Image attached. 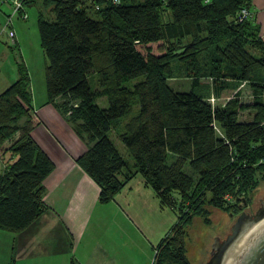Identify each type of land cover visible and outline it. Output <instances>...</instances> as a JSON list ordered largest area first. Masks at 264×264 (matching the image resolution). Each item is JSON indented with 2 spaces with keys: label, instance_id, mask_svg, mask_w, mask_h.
<instances>
[{
  "label": "trees",
  "instance_id": "16d2710c",
  "mask_svg": "<svg viewBox=\"0 0 264 264\" xmlns=\"http://www.w3.org/2000/svg\"><path fill=\"white\" fill-rule=\"evenodd\" d=\"M15 1L20 7L13 15ZM86 2L0 0L8 7L3 26L10 16L26 20L25 9L38 8L47 102L86 145L75 162L98 186L99 203L111 202L140 175L159 205L176 215L152 264H191L185 240L193 219L208 225L209 209L238 215L243 199L247 202L264 180V42L258 28L238 16L252 0ZM6 30L14 37L5 44L17 50L13 23ZM16 73L0 93V158L12 160L0 174V231L11 234L27 229L46 210L44 180L55 168L33 138L39 121L21 57ZM176 75L191 80L189 91L170 86ZM94 77L99 89L93 91ZM138 77L143 80L133 89L123 87ZM203 80L211 81L215 98L247 84L251 102H242L237 92L222 107H212L198 92ZM100 97H106L107 108L96 105ZM135 105L138 112L118 131V120ZM245 110L248 120L240 119ZM111 129L133 167L107 137Z\"/></svg>",
  "mask_w": 264,
  "mask_h": 264
},
{
  "label": "crops",
  "instance_id": "0c3cea01",
  "mask_svg": "<svg viewBox=\"0 0 264 264\" xmlns=\"http://www.w3.org/2000/svg\"><path fill=\"white\" fill-rule=\"evenodd\" d=\"M5 6L0 5V41ZM248 11V21L264 42V0H252ZM1 56L3 51L0 61ZM16 79V66L9 65L6 75L0 68V93ZM31 92L33 116L39 121L33 138L55 168L44 180L46 210L41 216L18 234L0 231V264L11 258L14 264H69L71 259L80 264H152L157 244L176 222L175 213L159 205L140 175L111 202L100 204L98 186L75 162L86 145L46 96L36 104ZM8 156L0 158V174L12 162Z\"/></svg>",
  "mask_w": 264,
  "mask_h": 264
},
{
  "label": "rangeland",
  "instance_id": "374dc122",
  "mask_svg": "<svg viewBox=\"0 0 264 264\" xmlns=\"http://www.w3.org/2000/svg\"><path fill=\"white\" fill-rule=\"evenodd\" d=\"M87 1V5L90 4V0ZM37 12L38 8L36 6L28 7L25 9L26 20H22L17 15L12 16L13 27L17 30L16 41L19 45L17 50H11L5 43V40L11 42L9 37L6 35V39H2L0 41V52L3 51V56H1L0 68L2 75H6L9 71V65L16 66V61H18L19 57L22 58L25 63L30 79H31V91L34 93L35 102L40 103L45 99V81H44V68L46 64L45 56L40 47V40L37 30ZM93 10L91 8L87 9V13L91 15ZM45 17L49 20L53 19V16H49L48 14ZM9 63V65H8ZM174 70L175 66H174ZM143 77H138L135 79H131L125 81L123 83V87L128 89H133L135 84L142 81ZM91 90H98V85L96 83L95 77L89 80ZM170 86L175 91L186 92L190 90L191 80L186 79L185 77H176L170 80ZM198 92L204 96V98L210 103L212 107H222L227 100L234 97L237 92H241V100L244 103L251 102L250 89L247 84H240L236 88H229L223 90L219 98H215L213 96V92L211 90V81L203 80L202 86L198 88ZM262 102L264 104V96L262 98ZM96 105L100 108H107L108 103L106 97H100L95 100ZM139 110V106L135 105L132 108V112L125 117H122L118 120V131L123 129V126L129 121L131 117H133ZM240 119L248 120L250 119L249 112L243 111L240 113ZM219 132L218 129H216ZM107 137L113 142L116 149L123 156L126 163L133 167L134 160L128 154L126 148L117 138V132L115 129H111L107 133ZM9 157V156H8ZM171 163V159L168 158V164ZM264 194V180L260 181L259 186L252 192L247 194V202L246 206L244 205L246 212L254 213L257 211L256 199L259 198L260 195ZM244 211V212H245ZM245 212V213H246ZM237 215L227 214L222 211H218L215 209H209V219L210 223L208 225L204 224L200 218L195 217L192 221V224L187 229L186 236V256L191 264H204L208 257L210 251L211 243H213L212 236H217L216 233L220 231H225L229 233L231 226L233 225ZM207 250V251H206Z\"/></svg>",
  "mask_w": 264,
  "mask_h": 264
},
{
  "label": "water",
  "instance_id": "95a60500",
  "mask_svg": "<svg viewBox=\"0 0 264 264\" xmlns=\"http://www.w3.org/2000/svg\"><path fill=\"white\" fill-rule=\"evenodd\" d=\"M261 200L264 201V194H261L259 198L256 199L257 211L254 214L241 212L236 216V219L229 230L227 243H223L218 235L212 236L213 243L210 244V251L206 250L209 253V257L204 264H221L224 250L233 240H235L242 232L253 227L257 223L264 225V208L260 205ZM243 205H246L244 199ZM250 264H264V246L261 247V250L256 254L255 258L250 261Z\"/></svg>",
  "mask_w": 264,
  "mask_h": 264
},
{
  "label": "clouds",
  "instance_id": "9594fccd",
  "mask_svg": "<svg viewBox=\"0 0 264 264\" xmlns=\"http://www.w3.org/2000/svg\"><path fill=\"white\" fill-rule=\"evenodd\" d=\"M216 235L223 243H227V232L220 231ZM262 246H264V225L257 223L228 245L224 250L221 264H250Z\"/></svg>",
  "mask_w": 264,
  "mask_h": 264
},
{
  "label": "built area",
  "instance_id": "2783aa9c",
  "mask_svg": "<svg viewBox=\"0 0 264 264\" xmlns=\"http://www.w3.org/2000/svg\"><path fill=\"white\" fill-rule=\"evenodd\" d=\"M113 3L114 4H118V0H113ZM20 7L19 3L15 1V9H14V12H13V15L15 13V11ZM239 16V20H245V19H248L249 18V11L248 9H242L240 11V14L238 15ZM12 23V16H10L7 20H6V23L5 25L2 27V33H5L8 37H9V40L12 41L13 37H14V33L12 31H7L6 30V27L8 25H11Z\"/></svg>",
  "mask_w": 264,
  "mask_h": 264
},
{
  "label": "flooded vegetation",
  "instance_id": "af4514ba",
  "mask_svg": "<svg viewBox=\"0 0 264 264\" xmlns=\"http://www.w3.org/2000/svg\"><path fill=\"white\" fill-rule=\"evenodd\" d=\"M260 205H262V207L264 208V201H263V200L260 201ZM245 206H246V205H245ZM244 211H245V208H243L241 212H244ZM241 212H240V213H241ZM245 212H246V211H245ZM255 212H256V211H255ZM255 212H254V213H255ZM240 213H239V214H240ZM246 213H248V214H254V213H249V212H246ZM239 214H238V215H239Z\"/></svg>",
  "mask_w": 264,
  "mask_h": 264
}]
</instances>
